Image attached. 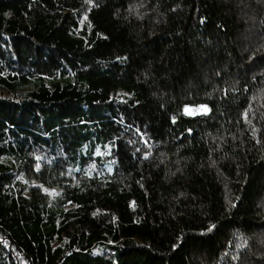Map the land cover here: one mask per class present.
<instances>
[{
    "label": "trees",
    "instance_id": "obj_1",
    "mask_svg": "<svg viewBox=\"0 0 264 264\" xmlns=\"http://www.w3.org/2000/svg\"><path fill=\"white\" fill-rule=\"evenodd\" d=\"M0 264H264V0H0Z\"/></svg>",
    "mask_w": 264,
    "mask_h": 264
},
{
    "label": "rangeland",
    "instance_id": "obj_2",
    "mask_svg": "<svg viewBox=\"0 0 264 264\" xmlns=\"http://www.w3.org/2000/svg\"><path fill=\"white\" fill-rule=\"evenodd\" d=\"M92 254L97 255V256H102L104 258H109L111 256V252H109V251L102 252L97 248L93 249Z\"/></svg>",
    "mask_w": 264,
    "mask_h": 264
},
{
    "label": "snow or ice",
    "instance_id": "obj_3",
    "mask_svg": "<svg viewBox=\"0 0 264 264\" xmlns=\"http://www.w3.org/2000/svg\"><path fill=\"white\" fill-rule=\"evenodd\" d=\"M205 111H206V109H205Z\"/></svg>",
    "mask_w": 264,
    "mask_h": 264
}]
</instances>
